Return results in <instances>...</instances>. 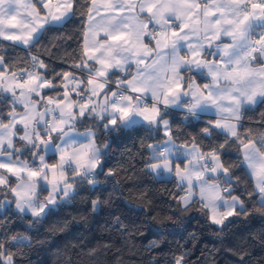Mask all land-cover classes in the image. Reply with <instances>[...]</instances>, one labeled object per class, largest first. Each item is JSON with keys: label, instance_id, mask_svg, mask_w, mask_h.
Instances as JSON below:
<instances>
[{"label": "snow or ice", "instance_id": "1", "mask_svg": "<svg viewBox=\"0 0 264 264\" xmlns=\"http://www.w3.org/2000/svg\"><path fill=\"white\" fill-rule=\"evenodd\" d=\"M74 23L79 54L53 66L56 45L38 50ZM0 105V264H25L41 242L28 233L101 190L115 175L104 139L130 129L147 132L141 167L176 186L178 212L198 208L220 232L264 218V112L246 126L264 108V0H0Z\"/></svg>", "mask_w": 264, "mask_h": 264}, {"label": "trees", "instance_id": "2", "mask_svg": "<svg viewBox=\"0 0 264 264\" xmlns=\"http://www.w3.org/2000/svg\"><path fill=\"white\" fill-rule=\"evenodd\" d=\"M81 27L74 23L51 33L38 51H43L51 41L56 45L52 52L59 56L53 60V66L66 67L64 61L79 54ZM262 112L264 108L251 113L246 126L259 130ZM179 127L195 134L190 128ZM147 136L142 129L139 133L130 129L105 137L104 142L111 147L110 166L115 169V175L101 178V190L95 196L91 189H81L80 195L63 205L48 224L28 233L41 242L24 250L28 252L23 257L25 264H67L69 260L73 264H152L153 261L170 264L172 256L180 252L186 253L189 264H238V257L229 251L237 247L248 250L252 264L264 260V218L258 215L241 218L239 223L220 232L198 208L178 212V206L173 207L175 201L170 194L178 191L176 186L159 182L141 167L140 152L144 151L141 141L151 142ZM96 196L108 200V204L93 212L91 202ZM114 216L123 221L130 233L115 228ZM169 216L173 219L169 220ZM8 220L9 229L22 231L16 227L20 221L14 216L10 214ZM54 221L63 227L54 228ZM152 242L158 246L152 247ZM92 249L95 256L89 255Z\"/></svg>", "mask_w": 264, "mask_h": 264}, {"label": "crops", "instance_id": "3", "mask_svg": "<svg viewBox=\"0 0 264 264\" xmlns=\"http://www.w3.org/2000/svg\"><path fill=\"white\" fill-rule=\"evenodd\" d=\"M103 34L101 33V36H102ZM97 39H100V37H97ZM4 43H9V42H7V41H5ZM85 131V130H84Z\"/></svg>", "mask_w": 264, "mask_h": 264}]
</instances>
